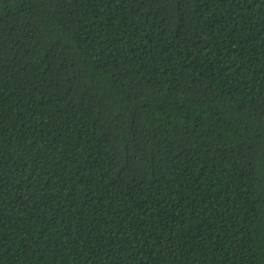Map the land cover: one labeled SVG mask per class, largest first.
<instances>
[{
    "label": "trees",
    "instance_id": "obj_1",
    "mask_svg": "<svg viewBox=\"0 0 264 264\" xmlns=\"http://www.w3.org/2000/svg\"><path fill=\"white\" fill-rule=\"evenodd\" d=\"M0 264H264V0H0Z\"/></svg>",
    "mask_w": 264,
    "mask_h": 264
}]
</instances>
